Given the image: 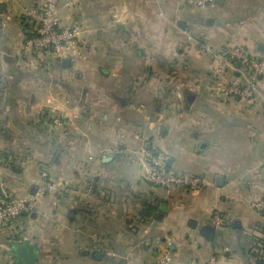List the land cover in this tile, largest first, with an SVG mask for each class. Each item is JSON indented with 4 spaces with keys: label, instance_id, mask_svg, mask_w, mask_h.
<instances>
[{
    "label": "crops",
    "instance_id": "1",
    "mask_svg": "<svg viewBox=\"0 0 264 264\" xmlns=\"http://www.w3.org/2000/svg\"><path fill=\"white\" fill-rule=\"evenodd\" d=\"M45 1L0 0V202L33 198L44 171L59 187L0 223V264L21 240L36 264H159L165 252L264 264V213L251 209L264 200V80L250 101L217 97L202 50L264 57V0H64L61 25L83 37L64 56L26 54L29 11ZM151 154L206 186L147 182Z\"/></svg>",
    "mask_w": 264,
    "mask_h": 264
},
{
    "label": "built area",
    "instance_id": "2",
    "mask_svg": "<svg viewBox=\"0 0 264 264\" xmlns=\"http://www.w3.org/2000/svg\"><path fill=\"white\" fill-rule=\"evenodd\" d=\"M64 0H46L38 9H31L29 17L34 20L37 32L25 40L23 52L43 55L53 53L57 56L66 55L84 35V28L80 25L64 27L57 15L58 5ZM195 8H206L216 5L217 0H186ZM192 39V38H190ZM202 50L210 59L211 90L217 97L232 98L240 101H250L258 93L259 82L264 80V57L252 54L244 47H232L226 51H218L209 45H202ZM1 55V51H0ZM239 66L236 67V64ZM55 130L64 127L61 117L52 119ZM168 157L163 154H151L149 163L151 169L144 174L147 182L165 188L179 187L188 190H200L206 186L205 180L197 175L188 173H173L168 170ZM43 183L33 198H14L7 192L3 193L0 202V223H10L28 211L32 202L43 198L47 194L58 192V184L46 171L41 174ZM251 209L264 213V200H255ZM212 226L221 229L225 224V216L215 211ZM172 256L165 252L159 264H171ZM208 264H218L215 258Z\"/></svg>",
    "mask_w": 264,
    "mask_h": 264
},
{
    "label": "water",
    "instance_id": "3",
    "mask_svg": "<svg viewBox=\"0 0 264 264\" xmlns=\"http://www.w3.org/2000/svg\"><path fill=\"white\" fill-rule=\"evenodd\" d=\"M238 66L239 63L236 64V67ZM172 163V160H168L167 162L169 171V167H171ZM27 213V211L23 212V214ZM210 233H214V230H208L206 235L210 236ZM9 247L11 248L9 254L14 259L15 264H36L39 253V248L36 245L31 244L27 240H21L20 242H11Z\"/></svg>",
    "mask_w": 264,
    "mask_h": 264
},
{
    "label": "rangeland",
    "instance_id": "4",
    "mask_svg": "<svg viewBox=\"0 0 264 264\" xmlns=\"http://www.w3.org/2000/svg\"><path fill=\"white\" fill-rule=\"evenodd\" d=\"M210 46V45H209ZM211 48H213L212 46H211ZM214 49V48H213ZM214 50H216V49H214ZM219 51V50H218Z\"/></svg>",
    "mask_w": 264,
    "mask_h": 264
},
{
    "label": "trees",
    "instance_id": "5",
    "mask_svg": "<svg viewBox=\"0 0 264 264\" xmlns=\"http://www.w3.org/2000/svg\"><path fill=\"white\" fill-rule=\"evenodd\" d=\"M31 37V36H30Z\"/></svg>",
    "mask_w": 264,
    "mask_h": 264
}]
</instances>
